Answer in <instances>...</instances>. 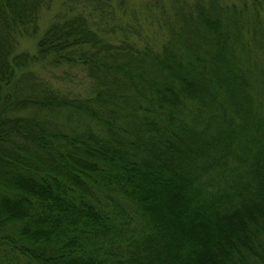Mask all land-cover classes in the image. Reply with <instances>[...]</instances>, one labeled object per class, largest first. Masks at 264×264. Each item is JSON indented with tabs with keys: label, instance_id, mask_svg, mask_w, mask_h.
Here are the masks:
<instances>
[{
	"label": "trees",
	"instance_id": "obj_1",
	"mask_svg": "<svg viewBox=\"0 0 264 264\" xmlns=\"http://www.w3.org/2000/svg\"><path fill=\"white\" fill-rule=\"evenodd\" d=\"M0 0V264H264V0Z\"/></svg>",
	"mask_w": 264,
	"mask_h": 264
},
{
	"label": "rangeland",
	"instance_id": "obj_2",
	"mask_svg": "<svg viewBox=\"0 0 264 264\" xmlns=\"http://www.w3.org/2000/svg\"><path fill=\"white\" fill-rule=\"evenodd\" d=\"M62 0H51L48 7H44L40 10V13L37 18V32L34 34V36H27V37H21L19 39V45L18 47H25L29 49L30 51L34 50V44H35V36L39 34L43 30L45 26H47L48 22L52 19L55 11H57L60 8V2ZM142 0H128V2L132 5H137Z\"/></svg>",
	"mask_w": 264,
	"mask_h": 264
}]
</instances>
